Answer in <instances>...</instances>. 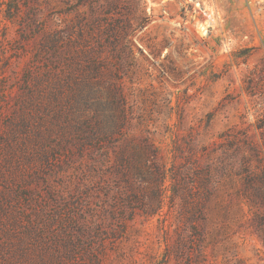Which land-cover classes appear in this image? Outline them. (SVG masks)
<instances>
[{"label":"rangeland","instance_id":"rangeland-1","mask_svg":"<svg viewBox=\"0 0 264 264\" xmlns=\"http://www.w3.org/2000/svg\"><path fill=\"white\" fill-rule=\"evenodd\" d=\"M244 155L264 169V0H0V264H264L253 213L206 262L185 217L196 171Z\"/></svg>","mask_w":264,"mask_h":264},{"label":"trees","instance_id":"trees-1","mask_svg":"<svg viewBox=\"0 0 264 264\" xmlns=\"http://www.w3.org/2000/svg\"><path fill=\"white\" fill-rule=\"evenodd\" d=\"M115 107V103H113ZM115 111L121 115L119 122H115L109 118V121H103L101 116L102 110H96L95 115L90 117L88 123L94 125V134L89 136L85 142L92 149L97 147V142L111 144L116 141L123 131L122 124H127V106H116ZM113 109V108H110ZM105 110H107L105 108ZM114 111V110H113ZM86 144V145H87ZM228 164L212 166L210 169L197 170L195 173L196 191H191L195 198L189 208L190 202L186 199L185 210L186 219L192 224L194 237L197 235L198 244H196L197 258L205 262L208 260L205 254L206 247L210 242L216 244L220 236L227 234L232 226V221L243 217L247 212L253 213V221L255 231L254 234L260 239L264 246V169H260L259 164L253 165L251 156L244 155L242 157L241 166L235 168L232 157L229 158ZM120 160L129 169L130 179L136 181H145L144 171L141 169L138 161H132L127 158L124 153ZM128 165V166H127ZM149 170H145L149 176L150 183L156 187L162 184L165 178V172L156 166ZM136 172V173H133ZM133 173V174H132ZM224 194L230 197V205L226 207L223 213L221 210V200ZM255 209V211H253ZM223 220L222 224H218L219 219ZM224 239V238H223ZM228 239V238H225ZM217 251V246L215 245ZM219 247V246H218ZM214 263L218 261L217 255L213 253Z\"/></svg>","mask_w":264,"mask_h":264}]
</instances>
